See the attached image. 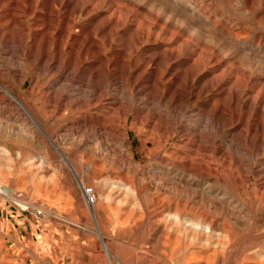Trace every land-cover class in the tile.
I'll return each mask as SVG.
<instances>
[{
    "label": "rangeland",
    "instance_id": "obj_1",
    "mask_svg": "<svg viewBox=\"0 0 264 264\" xmlns=\"http://www.w3.org/2000/svg\"><path fill=\"white\" fill-rule=\"evenodd\" d=\"M2 17V84L44 131L0 100V264H264V106L204 89L264 86V0H0Z\"/></svg>",
    "mask_w": 264,
    "mask_h": 264
},
{
    "label": "bare ground",
    "instance_id": "obj_2",
    "mask_svg": "<svg viewBox=\"0 0 264 264\" xmlns=\"http://www.w3.org/2000/svg\"><path fill=\"white\" fill-rule=\"evenodd\" d=\"M77 1H79V0H77ZM82 1V0H81ZM29 2V1H28ZM13 5V4H12ZM6 8V7H5ZM28 9H30V8H28ZM75 10H79L80 11V9L82 10V8H78V7H76V8H74ZM131 9V8H130ZM132 9H134V8H132ZM13 10H14V8H13ZM92 10H94V9H92ZM137 10V9H136ZM28 11H31V10H28ZM26 13H29V12H26ZM6 16H8V15H6ZM15 17V16H14ZM36 17V16H35ZM5 18V17H4ZM24 18V17H23ZM12 19H14V18H12ZM18 19V17L16 18V21H19V20H17ZM109 19H111V17L109 18ZM1 20H3L4 21V19H3V17L2 18H0V22H1ZM114 20V19H113ZM112 20V21H113ZM14 21V20H13ZM12 21V22H13ZM115 22V26H117V24H118V20H114ZM21 23V22H20ZM40 23V22H39ZM12 24V23H11ZM19 24V23H18ZM12 28V27H11ZM13 28H14V26H13ZM14 30V29H13ZM139 30V29H138ZM163 31V30H162ZM58 33V32H57ZM2 35V34H1ZM1 37V36H0ZM4 37V36H3ZM27 37V36H26ZM26 37H25V39H26ZM50 38V37H49ZM6 39V38H5ZM14 39V38H13ZM165 39V38H164ZM176 39V38H175ZM174 39V40H175ZM7 40V39H6ZM78 40V39H77ZM84 40V42L83 43H85V40H86V38L85 39H83ZM6 42V41H5ZM7 42H9V40L7 41ZM6 42V43H7ZM21 42V41H20ZM18 43V44H21V43ZM22 42H26V41H22ZM41 42H43L42 40H41ZM87 42V41H86ZM174 42V41H173ZM3 43V42H2ZM63 43V42H62ZM140 43V42H139ZM4 44V43H3ZM2 44V45H3ZM86 45V44H85ZM1 46V45H0ZM58 46H59V44H58ZM80 46V45H79ZM82 46H83V44H82ZM169 46V45H168ZM4 47V46H3ZM5 47H7V46H5ZM5 47H4V49H5ZM59 47H61V45L59 46ZM57 48V47H56ZM85 48V47H84ZM160 48V47H159ZM167 48V47H166ZM58 49V48H57ZM61 49V48H60ZM187 51L189 50V47L187 46ZM8 50V49H7ZM59 50V49H58ZM57 50V51H58ZM63 50V49H62ZM3 51V50H2ZM6 51V50H5ZM61 51V50H60ZM85 51V50H84ZM87 51H88V49H87ZM4 52V51H3ZM62 52V51H61ZM175 52H177L179 55H182L183 53H181L180 54V51L178 50V49H175ZM5 53V52H4ZM193 53H194V51H190L189 50V52L188 53H186V54H188V56L190 57V58H192V56H193ZM88 54H89V52H88ZM101 54V53H100ZM99 54V55H100ZM178 54H175L176 56H178ZM185 54V53H184ZM90 55V54H89ZM250 55V54H249ZM1 56V55H0ZM77 56V55H76ZM247 56H248V54H247ZM257 56H259V55H257ZM256 56V57H257ZM41 57V56H40ZM99 57V56H98ZM137 57V56H136ZM157 57V56H156ZM156 57H154L155 59H156ZM246 57V56H245ZM249 57V56H248ZM12 58H14V55L12 56ZM77 59V58H76ZM155 59H154V61H155ZM250 59V58H249ZM98 60V59H97ZM58 61H60L61 62V60H58ZM161 61V60H160ZM59 62V63H60ZM99 62H100V60H99ZM222 62V60L221 59H218L217 58V56H215V54L214 53H211L207 58H205L204 59V61H203V64L204 65H206V64H208V63H214L213 65L214 66H219L220 65V63ZM98 63V62H97ZM153 64V63H152ZM101 67V66H100ZM213 67V66H212ZM171 68V67H170ZM264 68V67H263ZM56 69V68H55ZM66 70V69H65ZM215 70V69H214ZM219 70V69H218ZM216 72V71H215ZM225 72H226V70L225 71H223L221 74H219V76L218 77H221L222 75H224L225 74ZM229 73H231V71L229 72ZM214 74V73H213ZM11 75H12V73L10 72V70L8 71L7 69H5V68H1L0 67V100L1 99H3V100H6V101H8V103L11 105V106H13L16 110H19V111H22V113L26 116V118H27V120L29 119V121L31 122V123H33V125L34 126H36L37 127V129L36 130H39L40 132H43L42 131V128L40 127V125L41 124H39V122L38 121H36V119L33 117L34 116V114L33 113H31L29 110H27L28 109V107L26 108V106L19 100V98L18 97H15L14 95H13V92H12V90L10 89V88H8V87H6V86H4L3 84H2V81L1 80H4L5 81V79L6 78H10L11 77ZM97 75V74H96ZM106 75V74H105ZM201 75V74H200ZM248 77V76H247ZM71 78V77H70ZM75 78V77H74ZM212 78V77H211ZM231 78H233V77H231ZM236 78V77H235ZM249 78V80H250V77H248ZM86 79V78H85ZM104 79V78H103ZM194 79V78H193ZM196 79V78H195ZM203 79V78H202ZM7 80V79H6ZM16 81V80H15ZM100 82H102V81H100ZM209 82V81H208ZM229 82L230 83H232L233 85H229V87L225 90V86L226 85H228L229 84ZM69 83V82H68ZM67 83V84H68ZM87 83V82H86ZM89 83V82H88ZM93 83V82H92ZM106 83V82H105ZM108 83V82H107ZM191 83V82H190ZM248 83H250V82H246V83H243V84H241L240 86H239V84L237 83V81L236 80H227L226 79V81H224V80H221V79H219L217 82H214V83H210V85H206V86H204V89H205V91H211L213 88H216V87H218V88H223L222 89V92L219 94V96L220 97H222L221 95H223V93H225L226 92V95H227V101H224V102H234V103H239L240 104V106L242 105V106H248L250 109H254L257 105H263L264 106V86L263 87H259V89H257V91L254 93V95H252V93L255 91L254 90V87H256V85H257V83H252L251 85H248ZM19 87L22 85L21 84V81H19V79H18V83H16ZM207 84H209V83H207ZM66 85V84H65ZM98 85V84H97ZM107 85V84H106ZM110 85V84H109ZM238 85V86H237ZM67 86V85H66ZM82 86V85H81ZM163 86V85H162ZM68 87V86H67ZM66 87V88H67ZM103 87V86H102ZM108 87V86H107ZM225 87V88H224ZM70 88V87H69ZM78 88V87H77ZM198 88V87H197ZM97 89V88H96ZM105 89V88H104ZM204 89H202L201 91H203ZM50 90V89H49ZM77 90V89H76ZM81 90H82V88H81ZM84 90V89H83ZM91 90V89H90ZM95 90V89H94ZM108 90V89H107ZM107 90H106V92H107ZM219 90V89H218ZM93 91V90H92ZM91 91V92H92ZM200 91V90H199ZM89 92V91H88ZM99 92V91H98ZM100 92H103V90L102 91H100ZM142 92V91H141ZM83 93H85V91L83 92ZM90 93V92H89ZM93 94V93H92ZM96 94V93H95ZM95 94H94V96H95ZM102 95V94H101ZM73 96V95H72ZM77 96V95H76ZM81 96V95H80ZM218 96V97H219ZM64 97V96H63ZM90 97V96H89ZM244 97L246 98V99H244ZM53 98V97H52ZM67 98V97H66ZM77 98V97H76ZM104 98V97H103ZM102 98V99H103ZM154 98V97H153ZM55 99V98H54ZM54 99H52V100H54ZM93 99V98H92ZM99 99V98H98ZM150 99V98H149ZM27 100V99H26ZM50 100V99H49ZM81 100H82V98H81ZM89 100V99H88ZM100 100V99H99ZM226 100V99H225ZM65 101V100H64ZM154 101V100H153ZM27 102V101H26ZM31 102V101H30ZM56 102H57V99H56ZM118 102V101H117ZM79 103V102H78ZM113 103V102H112ZM115 103H116V100H115ZM28 104H30V103H28ZM59 104V103H58ZM73 104V103H72ZM229 104V103H228ZM76 105V104H75ZM80 105V104H79ZM82 105V104H81ZM139 105V104H138ZM146 105V104H145ZM32 106V105H31ZM107 106V105H106ZM43 107H44V105H43ZM52 107V106H51ZM112 107V106H111ZM31 108V107H30ZM33 108V107H32ZM108 108V107H107ZM229 111V110H228ZM259 111V110H258ZM111 112V111H110ZM181 113V112H180ZM194 113V112H193ZM200 113V112H199ZM33 114V115H32ZM251 114V113H250ZM249 114V115H250ZM257 114V113H256ZM260 115V114H259ZM258 115V116H259ZM24 116V117H25ZM205 116V115H204ZM89 118V117H88ZM212 118V117H211ZM167 119V118H166ZM207 119H208V116H207ZM210 120H212V119H210ZM217 119H215V121H216ZM219 120V119H218ZM209 122V121H208ZM198 123V122H197ZM211 123V122H210ZM213 123V122H212ZM30 124V123H29ZM257 122H256V126H257ZM255 125V124H254ZM169 126V125H168ZM205 126H206V122H205ZM209 126V125H208ZM207 126V127H208ZM217 126V125H216ZM34 128V127H33ZM172 129V128H171ZM257 131V130H256ZM261 131V130H260ZM263 132V131H262ZM262 132H261V134H262ZM255 133V132H254ZM257 133V132H256ZM188 134H189V132H188ZM193 134V133H192ZM183 135V134H182ZM190 136H191V134H189ZM184 136V135H183ZM185 136H186V134H185ZM184 136V137H185ZM261 137V136H260ZM49 138H51V137H49ZM48 138V139H49ZM191 139V138H190ZM186 140V139H185ZM50 141V140H49ZM183 143V142H182ZM57 146V145H56ZM203 146V145H202ZM204 148V147H203ZM218 149H219V147H218ZM62 154V153H61ZM224 154V153H223ZM225 155V154H224ZM63 156V158H64V155H62ZM221 158V157H220ZM203 160V159H202ZM197 161V160H196ZM201 162V161H200ZM73 172L77 175V172L73 169ZM203 175V174H202ZM80 185H81V182H80ZM260 186V185H259ZM2 187V186H1ZM4 190V189H3ZM8 191V190H7ZM6 191V192H7ZM9 192V191H8ZM10 193V192H9ZM2 194V193H1ZM36 210V209H35ZM39 211V213L40 214H42L43 213V211L41 210V209H39L38 210ZM92 211V214L93 215H95V213H94V211H93V209L91 210ZM103 245H104V248L108 251V248H107V246L103 243ZM117 264H120L119 262L117 263Z\"/></svg>",
    "mask_w": 264,
    "mask_h": 264
},
{
    "label": "built area",
    "instance_id": "obj_3",
    "mask_svg": "<svg viewBox=\"0 0 264 264\" xmlns=\"http://www.w3.org/2000/svg\"><path fill=\"white\" fill-rule=\"evenodd\" d=\"M82 194H83V197H84V201H85V203L88 206L92 207V206L95 205L96 199H95V195H94V192H93L92 188H90V187H82ZM20 209L22 211H27V212H30V213L33 212L35 214V216H38V215L40 216V213H39L38 209H36L34 211V208H30V209H32V210H30L29 207H25V206L20 207Z\"/></svg>",
    "mask_w": 264,
    "mask_h": 264
}]
</instances>
